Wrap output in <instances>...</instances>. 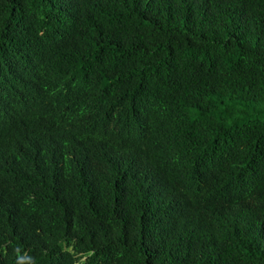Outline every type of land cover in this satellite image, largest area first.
Wrapping results in <instances>:
<instances>
[{
    "label": "trees",
    "instance_id": "1",
    "mask_svg": "<svg viewBox=\"0 0 264 264\" xmlns=\"http://www.w3.org/2000/svg\"><path fill=\"white\" fill-rule=\"evenodd\" d=\"M0 264H264V0H0Z\"/></svg>",
    "mask_w": 264,
    "mask_h": 264
},
{
    "label": "clouds",
    "instance_id": "2",
    "mask_svg": "<svg viewBox=\"0 0 264 264\" xmlns=\"http://www.w3.org/2000/svg\"><path fill=\"white\" fill-rule=\"evenodd\" d=\"M86 255H87V256H91V255H94V253H92V252H88Z\"/></svg>",
    "mask_w": 264,
    "mask_h": 264
}]
</instances>
